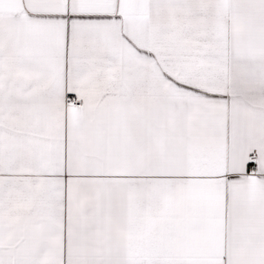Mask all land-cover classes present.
<instances>
[{"label": "snow or ice", "instance_id": "6c2138e0", "mask_svg": "<svg viewBox=\"0 0 264 264\" xmlns=\"http://www.w3.org/2000/svg\"><path fill=\"white\" fill-rule=\"evenodd\" d=\"M0 264H264V0H0Z\"/></svg>", "mask_w": 264, "mask_h": 264}]
</instances>
